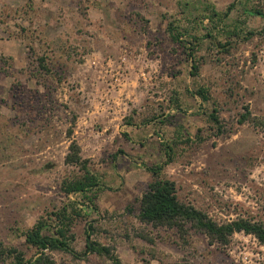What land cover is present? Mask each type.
I'll return each instance as SVG.
<instances>
[{
	"label": "rangeland",
	"instance_id": "rangeland-1",
	"mask_svg": "<svg viewBox=\"0 0 264 264\" xmlns=\"http://www.w3.org/2000/svg\"><path fill=\"white\" fill-rule=\"evenodd\" d=\"M255 10L264 0H0L2 246L35 256L24 232L39 219L51 232L53 212L73 201L78 255L50 252L55 264H112L83 256L86 229L123 264H264L251 234L211 243L188 224L179 233L137 218L147 167L167 162L161 173L180 201L217 222L264 225V16ZM72 140L97 182L86 193L63 190L84 173L65 160Z\"/></svg>",
	"mask_w": 264,
	"mask_h": 264
},
{
	"label": "trees",
	"instance_id": "trees-1",
	"mask_svg": "<svg viewBox=\"0 0 264 264\" xmlns=\"http://www.w3.org/2000/svg\"><path fill=\"white\" fill-rule=\"evenodd\" d=\"M255 12L264 16V13L260 10H255ZM167 30L173 40L179 39V32L171 22L168 23ZM194 40H198V38L192 37L190 45H195L193 43ZM186 53L191 61L190 73L195 75L199 67L195 58V50L193 47H187ZM196 93L204 101L208 99L206 89L203 87H199ZM216 111L214 109L209 114V117L218 126V129L221 130V126L218 125L219 120ZM79 152L78 144L72 140L69 144V151L65 156V160L67 163L80 165L84 173L80 178L63 182V190L67 194L86 193L91 187L97 185L95 176L89 172ZM166 163L163 162L162 164L147 167V170L152 175V179L139 199L140 206L137 218L141 223L155 228H175L179 233H185L186 225L188 224L195 231L205 234L211 243L217 242L220 244H227L232 234L243 232L253 235L259 242L264 244V225L260 221L238 217L225 222H217L205 211L189 203L180 201L176 195L174 181L162 176L161 172ZM84 197L88 201H91L90 197L86 195ZM52 215H54V224L50 223L53 227L51 232H44L47 223L46 221H42V219L37 220L24 232L25 244L36 249L35 256L26 259L24 258V254L17 251L15 247L6 248L0 243V257L3 253H6L7 256L13 255V260L8 264H55L50 252L65 251L72 252L75 256L78 255L71 249L70 244L74 238L71 227L74 219L81 215V210L74 205L73 201H70L69 204L62 205ZM90 234L91 232L86 229L83 256L89 252L105 256L112 264H123L114 252V247L91 239ZM141 236L149 243H152V240L147 235Z\"/></svg>",
	"mask_w": 264,
	"mask_h": 264
}]
</instances>
